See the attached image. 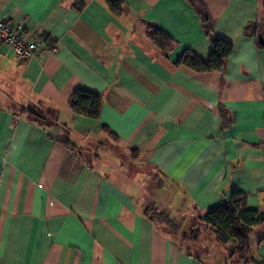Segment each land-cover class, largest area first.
<instances>
[{
  "label": "crops",
  "instance_id": "obj_1",
  "mask_svg": "<svg viewBox=\"0 0 264 264\" xmlns=\"http://www.w3.org/2000/svg\"><path fill=\"white\" fill-rule=\"evenodd\" d=\"M120 1L115 15L106 0H0V21L40 49L22 62L0 45V264H205L178 243L201 240L181 223L211 233L201 214L236 192L264 211V0H200L233 46L221 73L174 63L212 52L186 0ZM152 29L173 42L169 56ZM78 89L101 98L97 120L70 110ZM135 166L178 203V232L140 201ZM263 231L249 234V264H264Z\"/></svg>",
  "mask_w": 264,
  "mask_h": 264
},
{
  "label": "trees",
  "instance_id": "obj_2",
  "mask_svg": "<svg viewBox=\"0 0 264 264\" xmlns=\"http://www.w3.org/2000/svg\"><path fill=\"white\" fill-rule=\"evenodd\" d=\"M192 9L197 13L202 27L212 44V52L206 61L199 59L191 51H182L178 58L174 61L176 66L184 65L195 72H208L224 70L225 61L231 55L233 46L227 41L216 38L210 28L209 19L206 9L200 0H186ZM108 9L115 15L122 14L123 3L120 0H106ZM151 39L154 44L169 56L172 52L173 42L169 37L161 31L152 29ZM1 45V44H0ZM67 104L70 110L80 116L97 120L100 114L101 98L83 90H76L68 99ZM105 132L107 129L103 128ZM111 139L117 140L112 133L108 132ZM65 148L71 149L74 144L71 142L61 143ZM130 154L136 151L130 150ZM152 218L158 220L159 223L172 229V232H178V225L168 220L163 211L154 210ZM200 221L204 225V232L210 231L216 243L221 245L229 244L231 256L236 257L238 262L249 264L252 263L249 252V234L258 227H264V211L251 210L247 208L246 197L242 193H233L227 203L208 208L201 214ZM189 236L184 237L190 242H198L201 232L196 226L189 228ZM264 241V231L260 244Z\"/></svg>",
  "mask_w": 264,
  "mask_h": 264
},
{
  "label": "rangeland",
  "instance_id": "obj_3",
  "mask_svg": "<svg viewBox=\"0 0 264 264\" xmlns=\"http://www.w3.org/2000/svg\"><path fill=\"white\" fill-rule=\"evenodd\" d=\"M100 142L104 143L103 141ZM105 150L109 151L110 155L118 153V150L110 145H105ZM125 167L126 166L123 165V171L126 170ZM135 174H137L138 176L133 179V183L136 187V191L139 192L140 201H142V203L147 206L151 205L152 207L155 206L157 209L159 208L160 211H163L166 214L168 220L171 219L176 224H178V203L172 202L170 193L166 192L165 186H163V183L161 182L162 180L159 178V176L155 173L148 174L143 170L140 171L136 166ZM142 176H144V178L141 179ZM183 227L184 225L183 223H181L179 226L180 233L182 235H189L191 231L189 232L188 226L185 229ZM200 229L202 231L203 224L202 226H200ZM200 238L201 240L195 246L185 244L183 241L178 243L184 251L194 254V256H196L201 261L204 260L205 264H208V261L204 255V250H207L208 252L210 251L211 255L214 251V259H216L218 255H221L223 251L226 252V256H229L231 254L229 244H216L214 236L211 233L202 235ZM233 260L235 261L234 263H236L237 258L234 257Z\"/></svg>",
  "mask_w": 264,
  "mask_h": 264
},
{
  "label": "built area",
  "instance_id": "obj_4",
  "mask_svg": "<svg viewBox=\"0 0 264 264\" xmlns=\"http://www.w3.org/2000/svg\"><path fill=\"white\" fill-rule=\"evenodd\" d=\"M0 44L7 46L18 61L26 62L37 59L40 55L38 42L16 33L13 22L8 20L0 21ZM259 147L264 151V136Z\"/></svg>",
  "mask_w": 264,
  "mask_h": 264
},
{
  "label": "water",
  "instance_id": "obj_5",
  "mask_svg": "<svg viewBox=\"0 0 264 264\" xmlns=\"http://www.w3.org/2000/svg\"><path fill=\"white\" fill-rule=\"evenodd\" d=\"M258 43L259 44H264V39H262L261 36L258 37Z\"/></svg>",
  "mask_w": 264,
  "mask_h": 264
}]
</instances>
